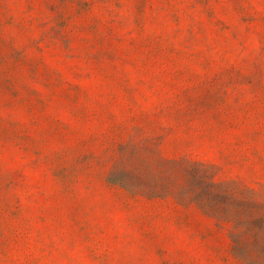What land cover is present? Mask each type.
I'll return each instance as SVG.
<instances>
[{"label":"rangeland","instance_id":"rangeland-1","mask_svg":"<svg viewBox=\"0 0 264 264\" xmlns=\"http://www.w3.org/2000/svg\"><path fill=\"white\" fill-rule=\"evenodd\" d=\"M0 264H264V0H0Z\"/></svg>","mask_w":264,"mask_h":264}]
</instances>
